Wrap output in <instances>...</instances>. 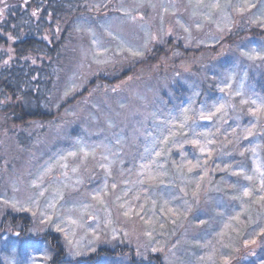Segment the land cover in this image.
<instances>
[{"label": "rangeland", "instance_id": "rangeland-1", "mask_svg": "<svg viewBox=\"0 0 264 264\" xmlns=\"http://www.w3.org/2000/svg\"><path fill=\"white\" fill-rule=\"evenodd\" d=\"M143 1L85 0L86 16L93 33L87 35V39H81L80 34L74 31L76 35L73 40L65 45L64 52L69 55L68 65L61 60L66 70L61 72L62 78L58 74L60 80L51 100L57 107L74 96L84 94L64 110L61 120H55L56 124L44 125L31 121L18 125L9 118L8 113L0 112L1 264H6L5 258L11 260L10 264H17V256H23L26 251L33 254L31 260L34 264H44V255L50 261V257L59 252H63V257L69 261L93 258L97 264H129L130 260L135 264H224L223 255L230 257L229 264H264V259L260 257L264 253V234L256 236L259 229L264 228V206L252 201H246L242 206L239 200L230 198L234 194L226 191L222 184L230 173L223 170L225 164L230 169L244 166L251 172L254 160L263 163L260 158L264 150V128L258 137H255L256 134L243 139L240 134L245 127L243 117L232 113L233 110L229 108V115L223 121L213 117L196 125L193 122L195 118L189 120L183 133H179L181 128L174 129L175 135L169 137L166 144L163 143L164 147L156 149L155 143L159 138L155 142L150 139L145 144L143 129H137L136 125L148 122L149 107L156 96L155 87L161 84L151 76L155 70L159 73L157 69L152 67L146 71L143 65H139L138 72L129 74L126 81L113 88L115 91L107 85L106 88L102 85L101 90L88 85L92 79L96 86L101 84L96 79L100 76L106 75L107 79H112L113 76L122 75L152 55L155 48L169 51L166 48L169 39L180 42L185 49L189 48L188 51L170 52V59L157 58V63L163 65L162 73H169L172 80L195 81L196 75L189 71L204 61L214 63L226 55L230 61L243 62V66L248 67L249 60L240 61L239 57L244 42L232 43L231 47H225V43L228 36L248 29L253 31V35L243 38L255 39L257 49L264 47V0H222L228 5L224 16H219L224 8L219 2L221 8L213 10V20L206 14L202 15L204 27L196 24L198 17L186 15V10L195 5V0ZM246 3L255 7L237 11V5L243 7ZM178 17L184 18L182 23ZM109 32L116 39H112ZM97 42L109 52L99 48ZM207 46L210 48H204ZM127 49L139 50L144 55L133 57ZM90 59L94 60L93 63ZM105 59L111 62L97 63ZM201 72L202 77H207L208 69L202 68ZM231 83L233 88L241 85L240 80L232 79ZM226 99L229 97L226 96ZM218 100L217 95L210 105ZM8 102L4 104V109L13 108V103L8 105ZM181 108L182 105L178 114ZM201 108H194L198 118ZM176 114L172 111L166 120L163 118L165 114L156 119L158 124L155 131L162 134V139L168 135L170 127L163 121L170 120ZM236 115L239 117H234ZM62 120L69 122L62 123ZM149 120L152 122L151 118ZM80 122H85L83 131L73 137L71 123ZM233 124L239 132H233ZM197 126L199 131L196 132ZM213 126L219 129L217 134L228 130L232 141L210 135L209 138L215 143L209 145L213 153L212 158L207 160L205 170L204 157L199 149L184 141L191 139L194 132L211 134ZM43 128L45 130L40 135ZM68 131L71 136L63 138ZM200 139L206 142L204 136H200ZM238 139L247 144L248 151L244 154H250L251 159H244L242 165L231 166L229 162L236 155ZM173 141L183 143L184 147L173 146ZM81 147L89 151L95 149L94 155L60 160L61 156L78 152ZM161 150L162 154L157 156L156 153ZM181 153L186 160L193 162L200 158L202 167L191 172L187 167L180 168ZM58 161L68 166L60 167ZM53 164L57 166L45 177L43 184L39 188L31 187L40 173ZM141 165L146 167L142 169ZM73 168H77V171L73 172ZM142 172L147 175H141ZM148 175L159 178L150 181ZM200 176H203L200 190L194 195ZM157 181L156 186H149L146 190V184ZM247 183L245 180L240 182ZM44 189H47L44 196H39L38 193ZM102 190L107 194L100 196L99 200L92 199ZM30 197L39 202L36 215L31 211H16L3 203L7 200L26 204ZM166 201H170L169 207L181 210L180 215H168L166 210L162 213L161 206ZM49 203H55V208H48ZM252 204L260 208L253 209ZM40 211L51 215L53 222H42ZM125 211L130 212L129 217L123 215ZM238 214L237 219H232ZM72 220L78 221V224L71 223ZM200 220L204 223L201 224ZM57 224L61 229L59 231ZM221 232L223 235H218ZM252 237L256 238L257 243L246 247L244 241ZM50 242H54L53 246L57 245L58 250H49ZM213 246L216 252L210 261L207 254ZM153 248L159 251L153 252ZM102 250L113 254L101 255Z\"/></svg>", "mask_w": 264, "mask_h": 264}, {"label": "trees", "instance_id": "trees-1", "mask_svg": "<svg viewBox=\"0 0 264 264\" xmlns=\"http://www.w3.org/2000/svg\"><path fill=\"white\" fill-rule=\"evenodd\" d=\"M148 1L150 0H144L143 2L146 3ZM195 1V5L189 6L187 9L188 11L186 10V15L190 18L198 17L196 24L204 27L205 24H202V15L205 16L206 14L211 17V20H213L214 9L212 8L211 10L209 5L213 4L214 0H202V5L201 0ZM84 2L85 0H27V3H25V0H4V3H0V8H4L5 10L4 17L0 19V112L5 111L8 113L9 118H11L15 124L24 125L31 121H39L44 125L45 123L47 125H54L56 124L55 120H61L60 116L63 114L64 110L83 96L84 93L74 96L72 99H68L63 103L58 104L59 106L57 107H55L56 103L52 102L53 95L56 94L57 91L56 85L60 80L61 72L65 71V65H68L69 55L64 52L65 45L68 41L73 40L74 35H76L74 31H77V34H80L79 36L81 39L83 37H86L87 39V35L91 36L93 33L92 26L86 16L87 5L84 4ZM219 2L224 5L223 11L221 15H219L222 17L224 16L228 5L226 4L227 6L225 7L222 0H219ZM163 4L165 3L163 2ZM5 5H7V7ZM34 11L37 13L35 16L32 15ZM178 19L181 23L184 20L182 17H178ZM247 31H249V34H246ZM247 35L252 36L253 31L246 29L242 32H236L234 36H228L225 43V47H231L230 45L232 43L239 41L244 42L239 55L240 61L244 62H247L248 59L241 55V51L250 50L255 47L256 44L255 39L252 41L250 37H248V39L243 38ZM10 36L12 39H9ZM166 48H168L169 51H162L157 48L153 49L152 55L146 57L144 60L137 63L132 69L118 77L113 76L112 79H107V77H105L106 75H104L96 78L100 80L101 84L96 86L94 79L89 81L88 84L91 87L95 86L97 89L102 85L105 88L107 85L110 89H113L117 87V85L119 86L121 82L126 81L125 78L129 74L135 75V73L138 72L137 68H139V65H143L142 67H144L146 71H150L153 68L158 70L159 73L155 70L153 71V75H151L153 79L159 80L161 84H159L158 87H155L156 96L153 99L152 106L149 107L151 111H149L148 122H141L136 125L137 129H143V134L146 137V140H143L145 144H147L146 142L150 139L155 142L158 137L159 139L155 143L156 149H159L161 146L164 147V144L161 142L162 134L155 131L157 129L155 128L156 124H158L156 119L159 118V115L163 117L165 114L163 117L165 120L172 111L176 112V115H179L180 113L178 114V110L181 105L183 108L188 105L189 101H194L192 103V109L194 112H197L194 108L210 107L213 100H216L217 95L220 100L226 99L225 94L221 93L219 90L226 74H233L234 81L240 80L245 91H254L258 96H264V61L255 60L254 62H251L249 60L248 64H250V66L244 67L243 62H233L234 60L230 61V59L227 58L228 55H226L225 58L214 63L204 61L200 66L195 67L193 71H189V73L193 72L196 75L195 81L192 79H189L192 81H185L184 79L176 81V79L172 80L173 77L170 78L171 75L169 73L165 75L162 73L163 65L157 63V58L162 56L170 59V52H173L174 50L188 51L189 48L185 49L180 42L171 39L166 42ZM204 48L208 49L210 47L207 46ZM61 60L67 62L64 65L65 67H63L64 63ZM90 60L91 62L94 61L92 59ZM5 61H7V63H5ZM202 68L208 69L207 77L201 76ZM192 76L194 77L193 74ZM129 77L130 76H128V78ZM234 77H236V79H234ZM167 80H170L169 84H167ZM238 99L239 98L237 97V101ZM7 100L9 101L8 105L13 103V108H3ZM232 113L239 114L240 117H243L242 122L244 126H248L249 123L253 121V118L247 114L246 107L244 113H241L240 111H233ZM239 116L236 115L234 117ZM85 118L86 116H84V119ZM150 118L152 119V122H150ZM199 119L200 118L195 115V120L192 121L195 122L196 125L204 122ZM88 121L89 120L85 122L88 123ZM110 121L112 123L113 119L111 118ZM68 122V120H62V123L67 124ZM85 122L71 123L73 128L71 134L73 137H76L79 131H83L82 125L85 124ZM77 126H81V128L76 129ZM133 127L135 128L134 123ZM263 128L264 121L261 120L256 128L257 131H255L253 135L257 134L255 137H258L260 135L259 132L263 130ZM196 129V132L199 131L198 126ZM217 129V127L213 126L210 130V133L214 138L219 136V138L227 140V142L232 141V138L228 135V130L217 134ZM232 129H236V131L239 132L235 124L232 125ZM44 130L45 129L43 128L39 132L40 135ZM150 130L152 132H150ZM183 130H185V128L180 129L179 133H183ZM66 134L68 135L66 136ZM66 134L63 135V138L71 136L69 131L66 132ZM240 134L243 136L242 131ZM132 143L130 142V144ZM237 143L238 144L235 146L237 147L235 150L236 155H233V161L229 162L231 166H236L238 164L242 165L245 163L244 159H249V157L251 159L250 154H246V156L245 154L243 156L240 155L241 152H245L247 144L242 142ZM262 153L263 155L260 159L264 163V150ZM169 178L171 179V177ZM242 180H244L243 177L234 176L228 173L227 180H223L222 184L226 191L235 194L230 185L237 181L240 183ZM158 183L159 182L157 181V183L146 184V190H148L149 186H156ZM252 208L260 207L259 205L252 204ZM212 212L215 213L214 211ZM53 243L54 242H50L48 244L49 250H58L59 247L57 245L53 246ZM100 254L112 255L113 253L102 250ZM261 255V259H264V253ZM31 258H33V254L26 251L23 256H17V264H34V261H32ZM50 258V261L49 258H45L44 264L98 263L93 258L69 261L63 257V252L56 253L55 256ZM1 260L3 261L4 259L2 258ZM9 261L11 262L9 258H5L6 264H10ZM129 262V264H135L132 260Z\"/></svg>", "mask_w": 264, "mask_h": 264}, {"label": "snow or ice", "instance_id": "snow-or-ice-1", "mask_svg": "<svg viewBox=\"0 0 264 264\" xmlns=\"http://www.w3.org/2000/svg\"><path fill=\"white\" fill-rule=\"evenodd\" d=\"M0 3H4V0H0ZM25 3H27V0H25ZM201 5H202V0H201ZM7 7V5H5ZM227 5H225L226 7ZM209 7L213 9H218L221 8V5L219 3V0H217L216 3L210 4ZM237 11H244L245 8H251L255 7V5L252 4H245L243 7L237 5ZM37 13L34 11L32 13L33 16H35ZM5 15V10L4 8H0V19H2ZM177 23H180L177 21ZM183 27V25H181ZM185 31H188L187 28L184 29ZM109 35L112 37V39H116L115 35H112L111 32H109ZM9 39H12L10 36ZM147 44V41L145 42ZM97 45L99 48H101L103 51H107L106 48H104L103 44L97 42ZM129 52V55L133 57H142L144 55L143 52L135 49H127ZM241 55L247 58L250 61L253 60H260L264 61V47L261 49H257L255 47L251 48L250 50H242ZM111 61L105 59L104 61H97V63H110ZM7 63V61H5ZM246 75V73H245ZM233 79V74L229 73L226 74L224 80L222 81V86H220V92L224 93L225 96L229 97V99H221L218 102L212 104L210 107H202L199 110V117L201 120H212L213 117H218L221 121H223L224 117L229 115L228 109L231 108L234 112L235 111H240L241 113H244L245 107L247 109V114L250 115L253 118V121L249 123L248 126H245L244 128L241 129L243 133V139H247L249 136H252L254 133V130L257 128L259 125V122L261 120H264V96H258L254 91L249 92L245 91L243 88V84L240 85V87L233 88L232 87V81ZM115 91V89H113ZM68 93H65L67 95ZM237 97L239 98L238 100V105L239 108H237ZM194 101H189L188 105L183 107L180 111L179 115H173L172 118L168 121H163V123H166L170 125L168 129V135L164 136L162 139V143H167L169 137H172L175 135L174 129L176 128H184L189 120H194L196 112L193 111L192 109V103ZM111 127V125H109ZM219 131V129H217ZM236 129H233V132H235ZM209 133H195L193 134L191 139H187L184 141V143L191 144L194 148H198L201 156L204 157V167L206 170V164L207 160L212 158V153L213 149L209 147V145L215 143V141L210 137ZM200 136L205 137V141H202L200 139ZM119 142V141H118ZM239 142V139L237 140ZM173 146L183 148L184 144L183 143H177L176 141H173ZM147 151V149H146ZM245 151H248V149H245ZM255 150L253 149V152ZM163 150L161 152H157L156 155L160 156L162 154ZM95 149H92L89 151L88 149L81 147L79 151H72L67 154V156H61L60 160H67L68 157H77L81 156L82 157H88L89 155H94ZM240 155H244V152H241ZM181 163L179 164L180 168L187 167L188 171L191 172L193 169L196 168H201V159L197 158L195 162L193 160H186L184 157V154L181 153ZM107 159V157H105ZM57 164L60 167L66 168L68 165L67 164H59V161ZM57 164L50 165L46 167L40 175L34 180L31 184V187L33 188H39L41 184H43L44 179L47 175H49ZM253 168L251 172L244 166H240L238 169H230L228 164L224 165L225 171H230L231 175L238 176V177H243L245 181H248L247 184H240L238 181L233 182L230 187L234 190V195H232L230 198L233 200H239L241 202V205L243 206L246 201H252L253 203L260 204L264 206V163H260L257 161H253ZM145 165H141V168H145ZM219 167V165H217ZM73 172L77 171V168L72 169ZM141 175H147V173L142 172ZM159 177L157 175H148V179L155 180L158 179ZM203 180V176H200L199 180L196 183V195L199 190H200V181ZM79 183V181H77ZM107 187V184L105 185ZM113 188L116 187L115 184L112 185ZM183 190V189H181ZM47 191V189H44V191H40L38 193L39 196H44V193ZM59 191V190H58ZM107 193L104 192L103 190L99 194H94L92 196V199L94 200H99L100 196L106 195ZM63 197L61 196V199ZM5 205H10L14 210L16 211H22V212H32L33 215H36V209L39 208V202L37 199H32L31 197L29 198V201L25 203H20L19 201H12L9 202L7 200L3 201ZM170 204V201H166L163 206H161V212L164 213L165 210L168 215H180L179 209H175L172 207H169L168 205ZM48 208H55V203H49ZM143 208V205L141 206ZM188 211H191V209H188ZM39 215L42 218V222H53L52 216L49 215L46 211H40ZM125 217L130 216L129 211H125L123 213ZM136 215H140L139 212L136 213ZM239 214L236 217H232V219H237ZM46 218V220H45ZM151 223V221H148ZM71 223L73 224H78V221L72 220ZM200 223L203 224L204 221L200 220ZM227 227V225H226ZM57 231L61 230L59 224L56 225ZM147 235H151V233H146ZM262 234H264V228H260L259 231L256 233V236L259 237ZM218 235H223V232L218 233ZM264 242V241H262ZM71 243V241L69 242ZM257 240L255 237H252L251 239H246L244 241V245L247 247L250 244H256ZM204 247H208V245H204ZM153 252L159 251L157 248L152 249ZM216 249L213 246L211 251L207 254V258L211 261L215 255ZM45 258H49L45 255ZM224 264H229L230 257L228 255H223L222 256ZM201 259H204V257H201Z\"/></svg>", "mask_w": 264, "mask_h": 264}]
</instances>
